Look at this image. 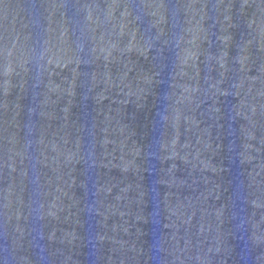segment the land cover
Wrapping results in <instances>:
<instances>
[{
    "label": "water",
    "instance_id": "95a60500",
    "mask_svg": "<svg viewBox=\"0 0 264 264\" xmlns=\"http://www.w3.org/2000/svg\"><path fill=\"white\" fill-rule=\"evenodd\" d=\"M0 264H264V0H0Z\"/></svg>",
    "mask_w": 264,
    "mask_h": 264
}]
</instances>
